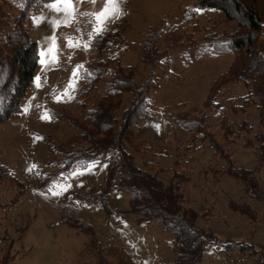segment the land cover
<instances>
[{
	"label": "rangeland",
	"instance_id": "1",
	"mask_svg": "<svg viewBox=\"0 0 264 264\" xmlns=\"http://www.w3.org/2000/svg\"><path fill=\"white\" fill-rule=\"evenodd\" d=\"M190 1L185 0L184 5ZM54 2L43 4L31 18L29 29L38 42L39 62L20 111L0 123V163L9 172L8 177L0 179V264L6 250L11 264H91L93 258L82 252L85 235L62 220L63 216L91 220L94 227L98 226L94 231L101 242L112 241L124 247L136 264H168L175 256L172 234L163 231L157 219L138 222L133 215L117 213V209L128 205L127 193L109 192L110 214L90 200L95 190L105 185L108 154L85 166L75 164L64 170L59 156L47 148L49 141L65 143L76 133L71 124L53 116L50 110L64 107L76 116L80 114L76 105L82 98L83 87L79 70L87 68L97 57L92 37L98 25L94 15L84 14L111 7L99 0L95 4L81 0L74 5L75 14L70 16L63 4L58 5L60 11L52 8ZM179 4L178 0H121L118 18L108 19L101 32L111 31L121 22L128 23L125 32L128 48L105 55L112 59L111 67L117 59L131 64L134 79L140 82L147 70L140 60L141 38L162 16L179 24L183 18ZM221 18L220 12L211 10H201L197 17L200 25H211ZM223 26L218 24V28ZM202 34H196L198 42ZM181 50H170L169 74L156 72L159 85L150 91L149 105L155 119L141 120L136 137L165 155L159 160L163 180H169L172 169L183 175L181 189L199 213L196 224L221 241L214 239V243L208 244L198 264H264V198L252 197L239 179L226 175L225 160L213 156L207 143L194 148L185 128L171 126L168 114L201 107L208 86L217 74L226 70L233 55H207L187 62L181 57ZM187 52L193 55L194 50ZM101 88L100 82L99 90L84 100L86 107L95 102ZM229 90L230 95L238 97L247 89L237 82ZM225 92L222 90L218 99L235 128L245 118L259 130L256 107L248 108L244 114H234L227 97H221ZM58 96L62 97L59 101ZM129 100L130 94L123 93L121 109ZM45 115L48 118H42ZM73 146L77 143L73 142ZM229 150L239 166H255V151L244 147L242 139L234 141ZM257 174L264 188V167ZM40 175L46 177L40 179ZM226 242L250 244L243 250L252 247L256 255L243 257L237 254L239 247L225 251Z\"/></svg>",
	"mask_w": 264,
	"mask_h": 264
},
{
	"label": "trees",
	"instance_id": "2",
	"mask_svg": "<svg viewBox=\"0 0 264 264\" xmlns=\"http://www.w3.org/2000/svg\"><path fill=\"white\" fill-rule=\"evenodd\" d=\"M49 1L52 0H0V123L20 111L21 101L34 78L39 50L29 26L32 16ZM178 1L183 10L181 22L170 23L162 16L141 38L140 60L147 70L140 82L134 79L131 64H123L117 59L111 67L112 59L105 57L109 52L128 48L127 21L111 31L93 35L92 45L97 57L87 68L79 70L83 87L82 98L76 105L80 107V114L76 116L70 108L64 107L50 110L53 116L71 124L76 133L65 143L49 141L47 148L59 156L64 170L75 164L85 166L108 154L105 185L95 190L90 200L99 203L110 214L109 192L121 190L127 193L128 205L122 210L117 209V213L133 215L138 222L157 219L162 230L173 236L175 256L168 264H198L205 247L214 243L216 237L196 224L199 213L181 189L183 175L172 169L169 180H163L159 160L165 155L152 148L153 145L139 140L136 129L141 120L155 119L149 106L150 91L158 88L157 71L170 73V50L181 48L179 53L187 62L201 60L207 55L232 53L226 70L217 74L208 86L201 107L168 114L171 126L185 128L187 139L194 148L207 143L213 156L225 160L223 172L226 175L239 179L245 192L252 197L264 198V188L257 174L264 167V0H191L186 5L185 0ZM201 10L220 12L222 18L211 25H200L197 17ZM219 23L224 26L218 28ZM198 33H203L201 42L197 41ZM192 49L193 55L187 52ZM100 82L99 96L86 107L84 100L99 90ZM237 82L247 89L238 97L229 94L230 86ZM222 90L226 92L221 97H227L234 114H244L248 108L256 107L259 130L245 118L235 128L218 99ZM123 93H129L130 100L121 109ZM239 139L243 140L244 147L255 151L256 164L252 168L239 166L229 150ZM73 142L77 143L76 147ZM8 176V170L0 163V179ZM43 177L46 176H39L40 179ZM61 219L85 235L82 252L93 258L89 261L91 264H135L121 246L112 241L101 242L87 221L70 216ZM216 242L221 243L220 240ZM225 244L235 246L237 243ZM238 244L243 249L249 246L245 242ZM1 264H11L8 250L2 256Z\"/></svg>",
	"mask_w": 264,
	"mask_h": 264
},
{
	"label": "snow or ice",
	"instance_id": "3",
	"mask_svg": "<svg viewBox=\"0 0 264 264\" xmlns=\"http://www.w3.org/2000/svg\"><path fill=\"white\" fill-rule=\"evenodd\" d=\"M81 0H55V2L51 5L52 8H55L56 11H60V8L58 7L59 4L65 5L66 10H68L69 15L75 14V7L74 5L76 3H80ZM91 3H97L98 0H90ZM101 4H107L111 7H104L101 10L95 12V13H85L84 15L95 16V20L97 22L98 27H96L95 31L97 33H101L104 30V26L106 25V22L110 18H118L119 15V4L121 3V0H99ZM87 47V45H85ZM51 51V49L49 50ZM41 55H44V53H41ZM75 74V73H74ZM39 79V78H37ZM39 87V84L37 85ZM69 87L74 88L75 85H69ZM65 95H69L68 92H65ZM62 99V97L58 96L57 100L59 101ZM42 118H48L47 115ZM59 194V193H56Z\"/></svg>",
	"mask_w": 264,
	"mask_h": 264
},
{
	"label": "crops",
	"instance_id": "4",
	"mask_svg": "<svg viewBox=\"0 0 264 264\" xmlns=\"http://www.w3.org/2000/svg\"><path fill=\"white\" fill-rule=\"evenodd\" d=\"M96 219H98V218H96ZM91 221V220H90ZM90 221H88L89 222V224L92 226V228L94 229V230H96L97 228H98V226H95L94 227V224L92 223V222H90ZM102 221V220H101ZM95 222H97V221H95ZM94 222V223H95ZM106 223V222H105ZM240 243V242H239ZM239 244H236L235 246H226L224 249H225V251H228V250H232L233 248H235V247H239V248H237V254H240L241 256H243V257H249V256H253V255H256V249H254V248H252V247H249V250L247 251V250H243V248H240V245L238 246ZM249 246H251L250 244H248ZM212 246H214V244L212 245ZM124 248V247H123ZM245 249V248H244ZM252 249H254L255 251H253ZM136 264V263H135Z\"/></svg>",
	"mask_w": 264,
	"mask_h": 264
}]
</instances>
